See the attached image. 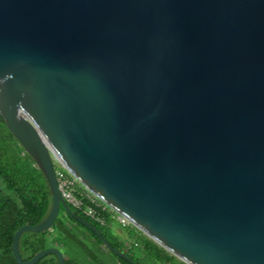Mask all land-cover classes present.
Masks as SVG:
<instances>
[{"label": "water", "instance_id": "obj_1", "mask_svg": "<svg viewBox=\"0 0 264 264\" xmlns=\"http://www.w3.org/2000/svg\"><path fill=\"white\" fill-rule=\"evenodd\" d=\"M0 114L73 211L58 158L189 264H264V0H0Z\"/></svg>", "mask_w": 264, "mask_h": 264}, {"label": "trees", "instance_id": "obj_2", "mask_svg": "<svg viewBox=\"0 0 264 264\" xmlns=\"http://www.w3.org/2000/svg\"><path fill=\"white\" fill-rule=\"evenodd\" d=\"M66 178L73 181L72 192L80 201L78 206L69 201L71 209L94 224L136 264H189L134 224L123 226L116 211L68 170ZM52 203V189L45 174L0 114V264H19L13 250L16 231L23 225L42 222ZM115 221L123 227L125 235L113 230ZM19 247L25 260L45 248L58 247L64 253L65 264H132L108 248L64 206L50 229L24 232ZM35 264H60V259L58 254L50 252Z\"/></svg>", "mask_w": 264, "mask_h": 264}, {"label": "built area", "instance_id": "obj_3", "mask_svg": "<svg viewBox=\"0 0 264 264\" xmlns=\"http://www.w3.org/2000/svg\"><path fill=\"white\" fill-rule=\"evenodd\" d=\"M54 160H55V167L58 168V170L56 169V171H57V175H58V179L60 183V188L64 194V197L68 201L74 203L75 205L77 206L80 205V201L74 196L72 189H71L73 181L66 178V171L68 170V168L58 158H55ZM88 213L91 214L92 210L89 209ZM116 214H117V218L119 219V221L121 222L123 226H127L131 224V221L127 219L125 216H123L117 211H116Z\"/></svg>", "mask_w": 264, "mask_h": 264}, {"label": "rangeland", "instance_id": "obj_4", "mask_svg": "<svg viewBox=\"0 0 264 264\" xmlns=\"http://www.w3.org/2000/svg\"><path fill=\"white\" fill-rule=\"evenodd\" d=\"M96 196V195H95ZM113 230L117 233H119L120 235H125L123 227L119 225L118 222H113Z\"/></svg>", "mask_w": 264, "mask_h": 264}]
</instances>
